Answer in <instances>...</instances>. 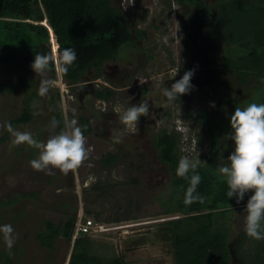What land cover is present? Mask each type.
<instances>
[{
	"label": "rangeland",
	"instance_id": "1",
	"mask_svg": "<svg viewBox=\"0 0 264 264\" xmlns=\"http://www.w3.org/2000/svg\"><path fill=\"white\" fill-rule=\"evenodd\" d=\"M169 1L113 0L131 27L134 39L133 45L128 43L121 47L118 56L131 59L136 53L137 63L135 66L129 62L119 63L118 68H114L110 67L113 65L110 62L103 67L101 76L97 75V69H91L82 82L94 83L96 91L113 88L114 94L109 99L83 91L81 98L79 85H71L57 72L56 76L49 71L41 76L30 65L27 68L30 82L22 86L14 81L22 74L21 68L11 65L0 68V82L7 83L0 91V125L10 123L14 130L30 132L41 142H47L51 135L63 130L66 121L75 120L80 127L81 117H84L89 118L92 125L91 132L83 133L86 146L92 148L90 156L75 173L67 175L58 169H52V174L35 171L30 161L39 157L40 150L26 144L14 145L13 135L6 127L0 128V226L12 225L16 241L9 249L0 233V252L10 257V262L0 259V264H68L76 221L81 212L94 217L105 227L93 233H81L79 239L80 246H90V251L103 261L122 256L126 264H176L172 235L166 229L175 224V221L170 222L172 219L182 217L184 213L178 211L180 195L172 184V168L159 161L155 137L162 128L173 129L177 124L186 132L196 126L192 132L197 137V124L194 126L191 120L179 116L180 108L169 102L163 92L171 88L169 80L175 71L184 74L193 71L195 75L200 69L195 65L199 61L192 59L189 51L184 49L183 27L189 22L194 6L178 4L174 0L169 5ZM220 23L224 29L228 26L222 20ZM140 29L146 30L144 36L140 35ZM206 35L196 45L197 49L207 46ZM233 48L240 49L236 45ZM221 57L220 52L211 51L203 55L199 64L212 66ZM58 64L56 56L57 68ZM222 77L225 80L226 74ZM42 80L49 82V90L43 96L39 94ZM231 86L230 82L218 84L206 98L195 92L192 105L209 106L214 99L227 94ZM233 92L243 97L245 86L235 88ZM128 97L133 99L129 101ZM141 101H147L149 115L140 117L138 133L133 135L124 130L113 107L117 103L127 107ZM160 105L170 111L164 120L161 118L164 110L156 111ZM25 108L30 109L31 119L12 124ZM230 118L224 121V126L232 133ZM53 119L59 121L55 129L50 127ZM116 135L121 136V143L114 142ZM202 137L204 145L197 152L180 153L181 157L199 158L200 164H207L211 141ZM231 142L230 139L219 141L221 146ZM108 153H116L117 160L105 164L104 157ZM221 163L229 162L220 158L218 166ZM98 185L100 188L96 187ZM245 208L215 213L218 218L215 227L229 233L231 244L245 231ZM49 219L61 225L53 248L44 245L39 238L40 233L47 232ZM72 223L74 231L70 238L66 230ZM194 224L186 218L182 228L189 230ZM253 241L246 243H250L249 246L252 243L251 246L257 249V240Z\"/></svg>",
	"mask_w": 264,
	"mask_h": 264
},
{
	"label": "trees",
	"instance_id": "2",
	"mask_svg": "<svg viewBox=\"0 0 264 264\" xmlns=\"http://www.w3.org/2000/svg\"><path fill=\"white\" fill-rule=\"evenodd\" d=\"M174 1L194 6L189 22L183 27L184 49L189 51L191 58L202 59L209 51L220 52L222 57L213 63L214 73L200 72L191 80L194 88L190 94L173 101L180 108L179 116L191 120L194 126L197 124V137L196 133L194 136L198 147L204 145L202 135L212 143L211 152L215 159H209L204 165L199 164L196 169L202 179L194 194L199 195L203 202L184 203L190 180L176 174L181 159L182 133L176 128H164L155 141L160 157L172 168V184L180 195L178 211L184 213L182 217L170 221H175V224L170 225L168 230L172 235L176 264H233L230 235L215 227L218 221L215 213L247 204L253 193H246L239 204L235 197L228 198L226 180L218 173L217 167L220 158L227 159L234 152L235 142L221 146L219 141L229 140L227 136L230 132H227L224 121L234 114L236 107L243 109L251 103L264 104V0H214L212 3L207 0ZM171 2H168L169 5ZM221 20L228 25L225 29L220 26ZM43 21L48 22L51 29ZM139 32L141 36L146 34L143 29ZM52 33L59 43V66L71 85L83 82L85 74L91 69H97V75L101 76L105 62L117 58L124 44L134 43L131 27L112 0H0V68L8 65L21 68L22 74L14 81L22 86L27 85L30 82L27 68L39 53L52 56L48 71L56 76ZM206 33L205 44L209 43L210 46L201 47L205 52L202 53L196 45ZM235 45L240 49L234 50ZM67 47L75 50L77 59L65 73L59 57ZM224 73L225 80L222 77ZM215 82L216 85L230 82L233 87L224 96L214 99L209 107L192 105L195 92L211 96ZM6 86L7 83L0 82V91ZM241 86H245L243 97L233 92ZM254 90L258 93H253ZM113 94L114 89L111 87L96 91V96L102 99H109ZM30 119V109L25 108L22 115L13 119L12 124ZM81 122L84 134L92 131L89 118L81 117ZM194 129L192 127L191 132ZM117 156L116 153H108L104 163L115 162ZM192 174L190 171L189 178ZM96 187L100 188V185ZM186 218L195 223L189 230L182 228ZM68 227L66 234L72 238L73 223ZM60 230L61 225L49 219L47 232L40 233L39 238L44 245L53 248V240ZM79 239L80 235L75 240L69 264H126L122 256L103 261L90 251V246H80ZM236 240L234 248L245 264H264V240H257V249L251 243L248 253L244 246L250 240L254 242L253 238L244 231ZM0 259L10 262L5 252H0Z\"/></svg>",
	"mask_w": 264,
	"mask_h": 264
},
{
	"label": "clouds",
	"instance_id": "3",
	"mask_svg": "<svg viewBox=\"0 0 264 264\" xmlns=\"http://www.w3.org/2000/svg\"><path fill=\"white\" fill-rule=\"evenodd\" d=\"M134 2V0H133ZM178 23V22H177ZM179 26V24H178ZM60 63L62 70L67 73L68 68L77 59L75 50L71 47L64 48L60 53ZM52 60L50 55L37 53L31 67L36 74L44 76ZM193 71H186L183 77L171 85V88L164 89V96L169 102L178 100L180 96L190 94L194 88L191 80ZM48 81L42 80L39 94L46 95L48 92ZM129 101L133 98L128 97ZM214 107V104L212 105ZM113 112L119 117L124 130L135 135L138 133V122L140 117L149 115V105L147 101L139 104L117 103L113 107ZM232 133L228 134V139L235 142L234 152L228 156V164L221 163L217 167L218 173L226 180L228 198H236V203L244 200L245 194H253L247 201L245 211V232L248 237L255 240H264V104L251 103L241 109L236 107L234 114L230 118ZM59 126V121L53 119L50 127L55 129ZM10 132L14 139V145L26 144L29 147L39 149V157L30 161L31 167L35 171L52 174V169H58L67 175L75 173L89 158L92 148L86 146V137L75 120L66 121L65 127L59 133L51 135L47 142L38 141L30 132L14 130L12 125H0ZM192 139L193 132H186ZM190 139V141L192 140ZM115 143H121L120 135L114 137ZM200 164V159H189L182 156L176 169L177 176L189 179L190 186L185 193L184 203L190 205L196 201L203 202L199 195H195L197 186L201 182V176L196 172ZM193 174L189 178V172ZM12 225L0 226V233H3L4 241L9 249L15 244Z\"/></svg>",
	"mask_w": 264,
	"mask_h": 264
},
{
	"label": "flooded vegetation",
	"instance_id": "4",
	"mask_svg": "<svg viewBox=\"0 0 264 264\" xmlns=\"http://www.w3.org/2000/svg\"><path fill=\"white\" fill-rule=\"evenodd\" d=\"M113 1V0H112ZM206 48H208L210 45H209V43H206ZM199 50L202 52V53H205L203 50H201V48H199ZM135 52V51H134ZM210 52V51H209ZM209 52H206L205 54H207V53H209ZM133 57L134 58H131V59H122V58H120L119 56H117V58H115V59H112V60H109V61H107V62H105V64H104V66H107V65H109L110 64V62H112L113 63V65H110V67H114V68H118V66H119V63L120 64H124L125 62H129L130 64H131V66H135V64L137 63V59H136V53H134L133 54ZM197 61H199V62H195V65L197 64L198 66H199V69H200V71L198 72V73H196L195 75H193V77H195L196 75H198L200 72H202V71H210V72H215V70L213 69V65L212 66H210V65H201L200 66V59H198ZM117 71V70H116ZM117 72H115L114 74H116ZM148 75H149V73L147 74V78H148ZM183 75H184V73L183 72H180V71H175L174 72V74H173V77H171V79L169 80V82H170V85H172L173 83H175L177 80H179V79H181L182 77H183ZM145 77V78H146ZM192 77V78H193ZM98 82H100V81H98ZM216 82L214 83V85H213V87H212V89H211V93L216 89ZM79 85V87H78V90L80 91V97L82 98V94H81V92L83 91V92H85V93H95L96 94V87H95V85H94V83H92V82H90V83H79L78 84ZM98 85H100L99 83H98ZM145 89V88H144ZM196 92H198V91H196ZM199 93V92H198ZM199 94H201V93H199ZM202 95V94H201ZM202 97H204V98H206V97H208V96H205V95H202ZM98 98V97H97ZM140 102H137V104H139ZM199 107V106H198ZM201 107H209V106H201ZM164 110V114L161 116V118L164 120L165 119V117H166V115L170 112V111H168L167 109H166V107L164 106V105H160V106H157L156 107V111H159V110ZM170 114V113H169ZM163 130V128L159 131V134H160V132ZM159 134L157 135V136H159ZM157 136L155 137V138H157ZM211 149H212V143H211V145H210V156H209V159H211V158H214L215 159V157H213V154H212V152H211ZM159 161H161V162H163L166 166L168 165V163L167 162H165L161 157H160V154H159ZM243 207V206H246V204H242V205H239V206H237V207ZM242 234H243V232H242ZM241 237V234L240 235H238V237L236 238V239H238V238H240ZM234 240V242L231 244V246H232V256H233V264H245L244 263V260H242L238 255H237V250L234 248V244L235 243H237V240ZM244 249H245V252L246 253H248V251L250 250V246H249V244H247V243H245V246H244Z\"/></svg>",
	"mask_w": 264,
	"mask_h": 264
},
{
	"label": "built area",
	"instance_id": "5",
	"mask_svg": "<svg viewBox=\"0 0 264 264\" xmlns=\"http://www.w3.org/2000/svg\"><path fill=\"white\" fill-rule=\"evenodd\" d=\"M51 38H52V42L54 46L53 51L56 54V51L58 52L59 43L57 41L56 36L55 38L54 37H51ZM55 46L57 50H55ZM180 126H181L180 124H177L176 126L174 125V128H176L178 131L182 133V138L180 141V152L182 154H190V153L197 152L199 150V147L197 144L196 137H194L190 141L188 134L186 133V131L182 130ZM104 228H105L104 225L97 222L94 217L88 216L84 212H81L76 221V228H75L74 236L78 237L81 233H84V234L93 233L95 231L104 230Z\"/></svg>",
	"mask_w": 264,
	"mask_h": 264
},
{
	"label": "water",
	"instance_id": "6",
	"mask_svg": "<svg viewBox=\"0 0 264 264\" xmlns=\"http://www.w3.org/2000/svg\"><path fill=\"white\" fill-rule=\"evenodd\" d=\"M46 20H48V19H46ZM43 23L47 24L45 21H43ZM47 25H48V27L51 29L50 24H47ZM54 36H55V34H54ZM51 37H53V33L51 34ZM196 65H197V64H196ZM57 74L63 76L62 71H61V68H60L59 66H58V68H57ZM76 238H77V236H74V237H73V240H72V249H71V253H70V258H71L72 252H73V248H74V244H75V240H76ZM70 258H69L68 264H69V262H70Z\"/></svg>",
	"mask_w": 264,
	"mask_h": 264
},
{
	"label": "bare ground",
	"instance_id": "7",
	"mask_svg": "<svg viewBox=\"0 0 264 264\" xmlns=\"http://www.w3.org/2000/svg\"><path fill=\"white\" fill-rule=\"evenodd\" d=\"M53 37L55 38L54 34H53ZM55 50H57L56 46H55ZM56 56H58V52L57 51H56Z\"/></svg>",
	"mask_w": 264,
	"mask_h": 264
},
{
	"label": "crops",
	"instance_id": "8",
	"mask_svg": "<svg viewBox=\"0 0 264 264\" xmlns=\"http://www.w3.org/2000/svg\"><path fill=\"white\" fill-rule=\"evenodd\" d=\"M166 230H168V229H166ZM169 231V230H168Z\"/></svg>",
	"mask_w": 264,
	"mask_h": 264
}]
</instances>
